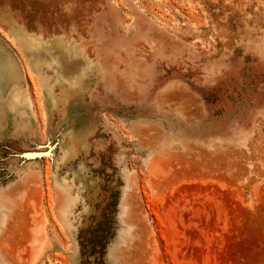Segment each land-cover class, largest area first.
Wrapping results in <instances>:
<instances>
[{
    "label": "rangeland",
    "instance_id": "obj_1",
    "mask_svg": "<svg viewBox=\"0 0 264 264\" xmlns=\"http://www.w3.org/2000/svg\"><path fill=\"white\" fill-rule=\"evenodd\" d=\"M0 264H264V0H0Z\"/></svg>",
    "mask_w": 264,
    "mask_h": 264
},
{
    "label": "bare ground",
    "instance_id": "obj_2",
    "mask_svg": "<svg viewBox=\"0 0 264 264\" xmlns=\"http://www.w3.org/2000/svg\"><path fill=\"white\" fill-rule=\"evenodd\" d=\"M33 44L36 46L38 52H44L47 53L49 55L51 54V51L54 50V48H58V47H62V42L63 41H56V40H52L51 42H49L48 40H43L41 38H36L35 40H32ZM67 50V47H63V50ZM62 57V56H61ZM60 57L58 56H50V59L48 61L43 62L45 64V66L47 67V69H52L54 67V65H56L55 61H59ZM62 59L64 60L65 65H74L75 63V59L73 57H69L68 60L64 59L62 57ZM55 74L52 73V76H50L51 79V85L53 86L55 83Z\"/></svg>",
    "mask_w": 264,
    "mask_h": 264
},
{
    "label": "crops",
    "instance_id": "obj_3",
    "mask_svg": "<svg viewBox=\"0 0 264 264\" xmlns=\"http://www.w3.org/2000/svg\"><path fill=\"white\" fill-rule=\"evenodd\" d=\"M70 32H72V30H70ZM25 36L26 35H33V34H24ZM36 38H41L43 40H48L49 42H51L52 40H56V41H63L62 42V47H58V48H61L63 49V47H67V51H68V47L70 46L69 44L71 43L72 40H74V36H64V35H57V36H43L42 34L39 36V35H34ZM44 37V38H43ZM46 37V38H45ZM66 42V43H65ZM56 48H54L55 50ZM53 50V51H54Z\"/></svg>",
    "mask_w": 264,
    "mask_h": 264
}]
</instances>
